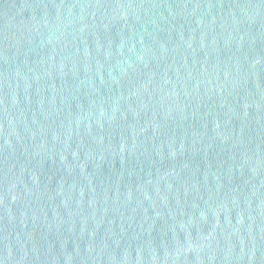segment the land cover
Instances as JSON below:
<instances>
[{"label": "water", "instance_id": "water-1", "mask_svg": "<svg viewBox=\"0 0 264 264\" xmlns=\"http://www.w3.org/2000/svg\"><path fill=\"white\" fill-rule=\"evenodd\" d=\"M0 264H264V0H0Z\"/></svg>", "mask_w": 264, "mask_h": 264}]
</instances>
